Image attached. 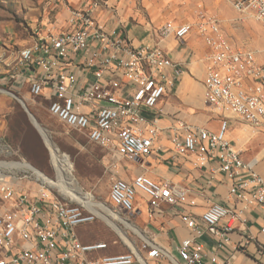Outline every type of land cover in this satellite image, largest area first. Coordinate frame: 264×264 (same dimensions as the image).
Segmentation results:
<instances>
[{
  "label": "built area",
  "instance_id": "obj_1",
  "mask_svg": "<svg viewBox=\"0 0 264 264\" xmlns=\"http://www.w3.org/2000/svg\"><path fill=\"white\" fill-rule=\"evenodd\" d=\"M102 4L93 0L85 9H69L67 31L37 33L36 51L27 54L19 74L22 69L31 70L30 91L35 97L52 87L48 111L59 121L87 132L91 141L124 159L142 160L156 149L161 151L162 130L147 113L176 85L184 69L159 47H134L121 31H109L96 23L94 12ZM233 5L264 28V0H234ZM198 18L195 24L168 22L162 34L183 40L196 31L203 38L209 48L202 58L205 103L223 119L217 132L187 123L172 127L173 152L176 157L196 155L202 164L218 160L220 172L231 183L230 196L244 205L239 213L253 207L264 210V178L255 169L257 161L246 162L228 138L230 119L264 130V61L256 51L236 45L223 31L217 14L200 11ZM79 59L81 65L76 62ZM170 69L173 77L168 74ZM80 74L88 78L84 80ZM21 174L22 181L37 185L34 192L19 186ZM211 181L217 182L215 175ZM139 192L149 197L152 211H159L164 203L196 204L187 190L146 175L137 176L132 183L115 176L110 201L121 211L134 214ZM239 213L213 203L201 219L182 214V223L194 236L177 248L180 263L176 264H231L233 255L247 245L232 246ZM98 218L92 209L36 180L28 168L0 171V264H147L135 250L91 258V254L107 250L108 244L82 243L77 228ZM260 234L264 238V226ZM202 237L212 243L211 252ZM148 246L144 245L148 258L164 257L158 247ZM255 257L264 261V241L258 242Z\"/></svg>",
  "mask_w": 264,
  "mask_h": 264
},
{
  "label": "crops",
  "instance_id": "obj_2",
  "mask_svg": "<svg viewBox=\"0 0 264 264\" xmlns=\"http://www.w3.org/2000/svg\"><path fill=\"white\" fill-rule=\"evenodd\" d=\"M92 1L62 0L61 4L68 8L69 11L72 6H75L77 9H85ZM101 1L103 4L94 12L96 23L103 25L109 31H121L134 47H159L174 63L181 65L184 69V74L178 79L176 85L173 88H168V91L160 100L157 107L147 113L148 118L152 120L157 119V124L162 130L158 143L161 146V151L156 149L149 157H145L142 160L130 161L120 157L116 151L110 150L115 152L120 160V174L118 177L132 183L137 176L146 175L160 183H171L187 190L189 198L195 200L196 204L195 206L182 204L171 206L164 203L161 205L159 211H152L149 197L139 192L135 203L134 217L140 222L139 226L133 225L140 230V233L137 232L140 235L135 232L140 240L133 241L130 239L134 243L135 248H131L126 244L128 246L127 252L106 254L110 249L107 243V250L93 253L91 254V258L123 255L130 253L131 250H135L145 257L147 264L180 263L177 248L184 240L194 236L193 231L182 223V214H189L196 219H201V216L213 203H221L238 213L244 208V205L230 196L231 183L220 172L221 164L218 160L209 159V161L202 164L196 155L176 157L173 152V144L171 142L172 127L178 126L180 123H187L217 132L221 126V119L214 109L205 103L206 65L202 62V58L209 52L205 41L196 31H193L183 40H179L174 35L164 36L162 30L168 22H173L175 25L195 24L199 21L198 14L200 11L218 15V12L223 10L222 8L228 3L224 0ZM234 10L240 17L239 21L245 24H239L237 20H233V25L230 22L232 18L221 15L223 17L222 20L225 21V24L222 21V29L236 45L245 46L238 43L234 35L237 38L250 36L251 34L248 35L250 30H248L249 27L246 22L253 19L248 15L238 12L235 8ZM66 17L67 13H65V19L62 21L63 25H60L56 32L70 29L67 22L68 18L66 19ZM242 25L244 27H241ZM33 32L29 46L34 42V37L37 33H47L48 31L44 30L43 27H39L35 28ZM230 32L234 35L232 36ZM76 62L78 65H81L83 60L79 59ZM16 73L18 75L13 79V82L23 99H38L47 104V108H49V99H52L54 95L52 87L47 86L44 89L43 96L35 97L30 91L31 70L29 68L22 69L20 74L19 70ZM168 74L170 77H173V70H168ZM80 75L84 80L88 78L83 74ZM123 82H125L124 79ZM233 122L239 123L241 121L235 119ZM62 124L65 125L64 123ZM242 124L245 135L240 136V134H237L231 138L230 134H228V138L242 152V158L246 162L257 161L255 169L264 178V148L250 159H247L244 153V150L248 149L249 144L255 141V137L261 134L262 136L264 135V130L256 131L244 123ZM232 125L233 123L230 125V128ZM65 126L73 131L83 133L91 141L87 132L72 129L67 125ZM259 142L264 143V139L259 140ZM128 173H132L133 177H129ZM212 175H215L216 183L211 181ZM31 184V182L23 180L22 189L34 192L36 189L30 186ZM234 221L235 231L231 236L232 246H237L240 242H246L247 245L246 248L237 251L233 255L231 264H264V261H260L255 257L258 242L264 241V238L260 234V230L264 226V210L258 207L249 208L246 213H239L238 218ZM92 223L79 226L77 234L80 228ZM79 239L81 240L80 237ZM200 240L204 242L207 252H211L212 243L209 239L202 237ZM81 242L84 244H94L86 243L82 240ZM146 244L149 245V249L158 247L163 252L164 257L159 259L148 258V250L144 249V245ZM134 264L141 263L136 261Z\"/></svg>",
  "mask_w": 264,
  "mask_h": 264
},
{
  "label": "rangeland",
  "instance_id": "obj_3",
  "mask_svg": "<svg viewBox=\"0 0 264 264\" xmlns=\"http://www.w3.org/2000/svg\"><path fill=\"white\" fill-rule=\"evenodd\" d=\"M224 1L228 4L218 12L221 22L224 21L221 15H225L232 18L231 23L233 20H237V23L242 24L243 22L239 21L240 17L233 8L232 0ZM61 3L60 0H0V162L22 164L23 159L28 162L26 164L33 166L52 180H57L58 173L52 161L48 142L50 140L64 158L69 174L74 178L85 198L105 205L122 220L139 226L140 221L136 220L134 214L121 211L109 200L113 178L120 174V160L115 152L91 142L83 133L67 128L48 111L47 104L42 101L30 98L24 100L14 85L12 76L18 71L21 51L25 46L30 47L33 30L43 27L44 30L56 32L58 27L63 25L65 13H67L66 19L68 18V8ZM73 8L76 7L72 6L71 9ZM223 23L225 24V21ZM246 24L250 30L248 35L251 34V37L237 38L231 32L230 34L234 35L238 43L256 51L259 60L264 61V28L254 19L248 20ZM243 25L241 27H244ZM252 38L254 39L252 40ZM10 93L24 100L38 121V128L21 102ZM220 119H223L222 116ZM229 121L230 125L233 123L228 132L231 138L237 134L245 135L241 122L234 123L233 119ZM41 128L44 132L41 131ZM262 139H264L262 134L255 137V141H252L248 149L244 150L247 159L253 158L257 152L264 148V143L259 142ZM34 175L36 180L41 179L35 172ZM128 175L133 177L132 173H128ZM20 177L18 183L22 187V174ZM42 182L47 184L43 180ZM30 186L38 188L34 183ZM52 188L63 194L59 189ZM106 215L110 214L106 213ZM115 222L125 235L130 237H128L129 240H140L137 235L139 233L135 231L137 233L135 234L134 230L123 221L115 220ZM78 234L81 240L86 243H108L110 249L106 254L128 251V246L122 237L101 217L92 224L80 228ZM133 247H135L134 243Z\"/></svg>",
  "mask_w": 264,
  "mask_h": 264
},
{
  "label": "bare ground",
  "instance_id": "obj_4",
  "mask_svg": "<svg viewBox=\"0 0 264 264\" xmlns=\"http://www.w3.org/2000/svg\"><path fill=\"white\" fill-rule=\"evenodd\" d=\"M34 38L35 39H34L33 45L30 47H26L21 51L20 56H19V65H22L24 61L27 59V54H32L33 52L36 51V37ZM35 124L38 128L39 124L37 123ZM41 131L44 132L42 128H41ZM48 142H49L50 149H51L52 161L58 173L57 180H52L51 178L44 175L43 173H41L34 167L30 166L29 164H23V163L22 164H18V163L12 164L14 162H11V163L0 162L2 163L0 164V171L8 170V169L11 170L15 168L17 169L28 168L34 171L48 185L59 189L63 193L64 196L70 197L72 200H75L77 203H81V204L84 203L83 205L87 206L89 209H92L94 212H96L99 217L105 220L107 224H109L115 231H117V233L122 237L125 244L129 245L131 248H135L133 247V243L128 239L125 233L120 229V227L117 226L115 220L123 221L128 227L133 229L134 232L136 231L140 233V231L134 225H131L127 223L126 221L122 220L120 216L112 212L105 205L96 203L94 202V200L90 201L88 198H85L82 193V190L78 187L74 178L69 174V170L67 169V164L64 158L61 156L60 152L58 151L57 147L50 140H48ZM106 213L110 215L107 216Z\"/></svg>",
  "mask_w": 264,
  "mask_h": 264
},
{
  "label": "water",
  "instance_id": "obj_5",
  "mask_svg": "<svg viewBox=\"0 0 264 264\" xmlns=\"http://www.w3.org/2000/svg\"><path fill=\"white\" fill-rule=\"evenodd\" d=\"M10 94H11L13 97L17 98V99L21 102L22 106L24 107V109L26 110V112L29 114L31 120H32V121H35V123L38 124V121L36 120V118L33 116V114H32V113L30 112V110L28 109L26 103H25L22 99H20L17 95H15V94H13V93H10Z\"/></svg>",
  "mask_w": 264,
  "mask_h": 264
}]
</instances>
